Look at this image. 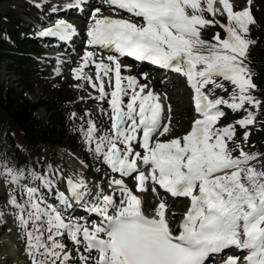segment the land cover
<instances>
[{"label":"snow or ice","instance_id":"1","mask_svg":"<svg viewBox=\"0 0 264 264\" xmlns=\"http://www.w3.org/2000/svg\"><path fill=\"white\" fill-rule=\"evenodd\" d=\"M251 2L238 11L229 0L63 3V10L88 17L82 53L69 71L76 81L72 87L92 90L79 99L97 101L101 119L97 124L86 108L73 128L86 153L79 160L83 170L65 175L52 163L39 170L7 159L0 164V178L9 188L5 207L24 242L26 264H214L233 249L222 264H264V152L246 150L251 127L264 114L249 60L255 43L248 35L255 22ZM32 3L61 12L49 0ZM104 6L111 14H104ZM213 25L224 35L203 38ZM35 35L67 45L78 30L66 19L49 17ZM121 57L149 61L185 78L194 110L186 131L173 134L167 94L161 97L137 76L122 74L130 65H122ZM62 63L57 57V75ZM225 108L243 115L220 125ZM69 118L77 119V113ZM84 170L103 174L90 180ZM149 184L154 192L158 186L187 201L175 225L177 214L166 211L163 198L145 214L135 193ZM75 208L86 215H74Z\"/></svg>","mask_w":264,"mask_h":264},{"label":"rangeland","instance_id":"2","mask_svg":"<svg viewBox=\"0 0 264 264\" xmlns=\"http://www.w3.org/2000/svg\"><path fill=\"white\" fill-rule=\"evenodd\" d=\"M15 5L11 4V2H15ZM7 0L0 2V14L6 15L8 13H14L16 18H20L21 14L30 13L32 15L37 14L38 10L36 9L33 11L31 8L28 9L27 6L29 5L27 2H31L32 0ZM53 0H49L51 3ZM55 1V0H54ZM230 3L236 5V10L238 11L244 8L246 0H229ZM218 2V0L216 1ZM33 4V3H32ZM251 11L252 16L254 18V23L249 24V29L256 30L255 26H259V19L263 20V13H264V0H252L251 3ZM48 9V6L47 8ZM263 12V13H262ZM52 19L55 17H51ZM217 19H220L223 23H227L225 16H217ZM261 29L264 31V25L260 26ZM1 34L5 40V45H11L10 39L7 38L6 28L3 23L0 22ZM219 31L222 35L223 32L216 26H210L207 30L203 31V38L210 39L213 36V33ZM221 35V36H222ZM249 37L251 38L250 34L248 33ZM37 61L35 64V68L41 72V78L36 80H32L30 84H33L29 89L21 87L18 76L9 68L13 65V62L7 58H2L0 60V84L4 87L5 90L13 89L16 92L19 100L22 102H26L32 106H39L43 102H47L50 105V109H46L44 107H38L35 110L34 117L41 121L44 125L55 127V130H59V121L56 119L57 116H62V122L64 125L68 126L69 123H72L73 126H78L81 121L79 119L80 116L83 115L84 109H88L93 113L92 118L97 122L100 123V115L97 109V101L93 99L87 100H80L79 97L89 95V90L87 92L78 90L72 85L70 77L62 78V76H57L54 70L51 68V62L48 64V59H44L43 57H36ZM76 64L79 60L74 59ZM64 77V76H63ZM181 89H177V87H172L173 91V100L175 101V111L177 114L174 116L173 123L175 128H180L178 133L174 134H182L184 131L187 130L188 123H187V101L185 97L183 98V92H179ZM175 96V97H174ZM185 112H184V111ZM57 112L59 113L57 115ZM71 112L77 113V119L73 120L69 118V114ZM87 118L85 117V120ZM187 119V120H186ZM230 120V115L225 112V116L220 118V121L225 124L226 121ZM71 121V122H70ZM10 130L12 134H16L17 142H21L18 140V136L16 133V129L14 125L7 122V120L0 116V142L3 141V137L5 132ZM76 134V143L69 144L67 141L62 146L59 147H43L38 146L33 157L34 164L38 165L39 167L46 165L47 163H52L54 165H59L65 175H67L70 171H77L83 170L81 164L79 163L80 159H84L86 157V153L81 150V139L77 131ZM252 135V134H251ZM22 143V142H21ZM252 143L256 142L255 138L251 136L248 140L246 148ZM256 145V144H255ZM256 148V149H255ZM253 151H264V146L261 147H254L248 148L247 150ZM3 163L1 158V151H0V164ZM88 163L90 165L93 162L89 159ZM87 177L91 180L93 177L99 178L103 173H96L95 171H87ZM9 188L7 184L2 182V178H0V262L1 264H15L16 262H20V264H26V256L24 254V242L18 238V231L16 227V223L14 220L13 215H10V209L5 207L6 203V194ZM2 215V217H1ZM66 242V240H65Z\"/></svg>","mask_w":264,"mask_h":264},{"label":"trees","instance_id":"3","mask_svg":"<svg viewBox=\"0 0 264 264\" xmlns=\"http://www.w3.org/2000/svg\"><path fill=\"white\" fill-rule=\"evenodd\" d=\"M0 22L6 27L13 44L12 47H6L0 39V60L2 57L10 58L13 61L10 69L17 74L21 86L29 89L32 85L30 84L31 80L37 75L31 70L33 61L21 56V54L32 53L28 50L29 45L23 43V41H19L17 32L21 30V21L15 17L14 13H8L6 15L0 14ZM260 22H264V20H260ZM251 34L260 42V44L251 47L249 50L250 67L254 83L257 85L255 94L264 99V34L262 32L257 33L256 31L251 32ZM260 45L263 47L262 49H259ZM3 51L13 52L14 54L4 55L2 54ZM39 106H43L48 110L50 109V105L47 102H43ZM36 107L20 101L12 89L3 92L2 85L0 84V116L5 117L10 124L14 125L16 131L19 133V138L26 145L25 154L21 150L14 148V138L8 132L2 147H4V158L13 164L27 163L30 165L26 159L27 154L31 156L29 152H33L38 145L55 147L63 145L65 141L69 144L74 143L73 136H71L72 131L68 129V126L64 125V122L61 120L62 118L56 117L58 121L60 120V128L59 130H55V127L46 126L34 117ZM258 119L260 122L256 124L254 131L257 140L264 146V127H261L264 124V114H258Z\"/></svg>","mask_w":264,"mask_h":264},{"label":"bare ground","instance_id":"4","mask_svg":"<svg viewBox=\"0 0 264 264\" xmlns=\"http://www.w3.org/2000/svg\"><path fill=\"white\" fill-rule=\"evenodd\" d=\"M15 1V0H14ZM24 0H22L21 2H17V3H22ZM16 3V1L15 2H11V4H15ZM62 3V1H60V0H53L52 2H51V4H55V5H58V6H60V7H62V5L63 4H61ZM92 3V2H91ZM61 4V5H60ZM15 5H20V4H15ZM48 6V5H47ZM106 7V6H105ZM61 10H62V8H61ZM104 13H105V11H104ZM50 17H54V16H50ZM69 17V19L70 20H72V16H68ZM49 60V59H48ZM50 62L52 63L51 64V68L54 70V72H55V69L57 68V65H56V58H53V59H50ZM74 66H76V62H75V60H73L71 63L70 62H64V63H62L59 67H60V72H61V74H60V76H62V78H64L65 79V77L67 76V75H71V72L69 71V69L71 68V67H74ZM85 71L87 72V68L85 69ZM56 73V72H55ZM93 74H94V72H93ZM157 77H159V75L157 76ZM66 78H68V76L66 77ZM138 80H139V82H143L144 81V79H142V78H138ZM159 83V81H157V82H155L154 83V86H156L157 84ZM169 84H171V83H169ZM174 84V83H173ZM173 84H171L170 86H169V88H171V87H174V85ZM175 86H176V84H175ZM178 88V87H177ZM154 89V88H153ZM154 91L155 92H157V90L156 89H154ZM175 97V96H174ZM173 98V96L172 95H170L169 96V99L167 100V103L166 104H169L170 103V105L175 109V105H176V103H175V101L172 99ZM177 204L178 205H180L181 203H180V201H178L177 202ZM21 262V261H20ZM20 262H16L15 264H20ZM0 264H1V262H0Z\"/></svg>","mask_w":264,"mask_h":264}]
</instances>
